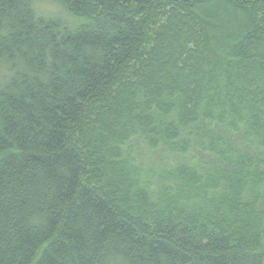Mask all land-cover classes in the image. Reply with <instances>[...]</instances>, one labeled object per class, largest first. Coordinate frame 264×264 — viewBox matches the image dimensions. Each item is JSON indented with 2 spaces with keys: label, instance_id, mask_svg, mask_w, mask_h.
I'll return each mask as SVG.
<instances>
[{
  "label": "trees",
  "instance_id": "trees-1",
  "mask_svg": "<svg viewBox=\"0 0 264 264\" xmlns=\"http://www.w3.org/2000/svg\"><path fill=\"white\" fill-rule=\"evenodd\" d=\"M0 264H264V0H0Z\"/></svg>",
  "mask_w": 264,
  "mask_h": 264
},
{
  "label": "rangeland",
  "instance_id": "rangeland-1",
  "mask_svg": "<svg viewBox=\"0 0 264 264\" xmlns=\"http://www.w3.org/2000/svg\"><path fill=\"white\" fill-rule=\"evenodd\" d=\"M36 10H37L38 14H41L44 16H46L47 14H49V15H51V14L61 15V13H62L60 8L56 4L52 5L49 2L41 3L40 6H37ZM77 22H78V24H80V26L85 25L84 23L81 24L80 21H77ZM139 178H141L140 174H139ZM244 200H246V199H244ZM179 208L183 209V206H179Z\"/></svg>",
  "mask_w": 264,
  "mask_h": 264
}]
</instances>
